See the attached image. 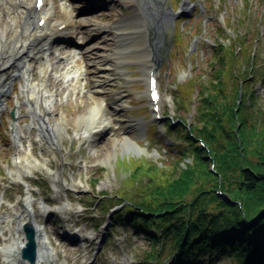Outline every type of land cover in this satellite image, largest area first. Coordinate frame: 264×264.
Segmentation results:
<instances>
[{"label": "rangeland", "instance_id": "rangeland-1", "mask_svg": "<svg viewBox=\"0 0 264 264\" xmlns=\"http://www.w3.org/2000/svg\"><path fill=\"white\" fill-rule=\"evenodd\" d=\"M54 1L57 19L65 20L64 0H47V3L50 5ZM87 1L76 0L72 6L84 10L89 5ZM107 1L92 2L96 6L80 17V21L88 17L93 20V24L102 26L113 19H119L121 15H129L128 9L123 5L116 4L114 10L110 11L106 6ZM184 1L187 2L188 8L183 7ZM137 2L140 3L139 0ZM4 3L0 0V26L5 25L7 13L14 20L12 11ZM163 4L166 9L172 10V14L168 22L162 23L163 42L158 56H153L157 60L152 66H155L154 74L157 76L160 94L158 107L162 118L158 122L152 121L144 94L146 90L144 73L137 52L139 48H144L142 42L134 43L130 50H125V54L128 55L124 60L109 62L110 79L101 80L105 84L101 89H96L95 85L90 84L94 98H104L108 104L110 109L108 119L112 122L109 132L98 139L84 138L83 130L74 132L71 125L61 120L59 116L55 118L53 114L49 118L50 122L56 120L61 127L59 142L52 144L41 141L37 126L33 124L31 110L21 93L23 81L20 78L15 79L9 70L1 71L7 66L0 67V88L9 89L0 99L5 104L3 106L5 108L0 109V264H28L21 262L13 252L7 253L11 257L5 260L2 250L12 239L24 237L22 232L16 233L17 218L20 216L25 218V223L33 217L42 233L50 239L58 264L170 263L174 250L169 242H166L162 254L155 260L146 259L147 253L153 247H150L142 235H135L133 230L118 220L122 207L115 205V199H111L109 203L112 205L111 208L105 202L107 209H102L103 195L111 196L116 193H122L125 197L139 195L138 188L141 186L137 187L134 184L131 187L130 184H126V178L134 165L128 169H121L123 163H120L128 162L129 157L143 159L145 163H153L167 170L172 167L174 149L171 145L178 146L183 141L176 130L164 132L162 124L171 120L175 128L178 118L188 124L192 122L196 113L197 82L207 81L214 69L211 48L214 39L221 34L220 30L224 29L227 36L222 35L219 40L227 45L230 44L229 36L235 37L236 46L239 44L238 41L248 39L252 49L250 52L255 53L258 58L257 77L250 81L254 90L259 93V102L264 107V0H163ZM140 6L141 11H144L145 6ZM145 20L148 19L145 17ZM170 22H175L182 39L179 45L177 42L172 43L174 26L170 25ZM150 23L152 25V22ZM133 26L134 23H130V26L124 28L130 32L133 31ZM88 28L90 35L93 28L92 26ZM151 35L152 32L149 39L152 42ZM237 35L240 37L236 38ZM10 36H14V30L10 31ZM115 36L117 35L113 29L107 31L103 37L108 40V45L98 43L97 47L106 53L104 51H109ZM80 42L85 44L82 49L78 47ZM95 42L90 41L89 36L78 34L76 46L57 45L51 55L43 56L49 63L54 64L48 91L53 97L51 103L58 104L59 112L66 111L67 114L86 112L89 100L84 103L85 100L76 99L75 93L68 97L70 90L67 89L65 80L61 82L68 65L72 62L60 60L72 57L76 53L89 54ZM10 45L11 43H8L7 47ZM231 47L235 48L233 45ZM154 49L156 48L152 49L153 52ZM100 50L91 57L102 54ZM46 60L37 58L29 62L31 85L40 84L41 70ZM100 60L101 58H96L93 62L96 64L101 62ZM148 68L146 64L145 70ZM93 73L92 68L87 71L88 79L92 81ZM96 90L101 92L97 95ZM114 92L122 96L123 105L114 101L112 97ZM17 99L22 105L18 110L19 118L13 121L9 111L15 109ZM40 110L42 112V108L38 106L37 113H40ZM131 122L141 124L135 128L129 126ZM149 125L153 129L149 133V140L146 141L144 132ZM30 126L35 129H31ZM13 128L18 134L15 145L11 140ZM127 137L145 151H126L124 145L118 142ZM29 149L33 158L28 159L35 162L25 163V167L20 166L19 162H23ZM20 157L22 159H19ZM191 160V157L185 159L186 162ZM96 179L94 185L93 181ZM137 183L145 188L148 178H139ZM26 209L31 212V217H25ZM187 263L192 264L190 260L184 264ZM194 264L240 263L230 255L218 258L204 255L197 257Z\"/></svg>", "mask_w": 264, "mask_h": 264}, {"label": "trees", "instance_id": "trees-1", "mask_svg": "<svg viewBox=\"0 0 264 264\" xmlns=\"http://www.w3.org/2000/svg\"><path fill=\"white\" fill-rule=\"evenodd\" d=\"M219 32L211 48L214 69L207 81L197 82L192 122L165 124L166 132L176 130L183 141L171 145L172 167L123 161L121 168L134 165L126 184L141 186L139 195H103L102 209L115 199L122 207L118 220L153 247L147 260L160 256L169 242L170 264H194L204 255H230L240 264L257 257L264 264V107L250 81L257 77L258 58L248 39L236 46L229 36L227 45L219 40L227 36L224 29ZM142 177L148 178L145 188L137 183Z\"/></svg>", "mask_w": 264, "mask_h": 264}, {"label": "bare ground", "instance_id": "bare-ground-1", "mask_svg": "<svg viewBox=\"0 0 264 264\" xmlns=\"http://www.w3.org/2000/svg\"><path fill=\"white\" fill-rule=\"evenodd\" d=\"M87 1V0H86ZM4 5H7L9 9L12 11L14 15V20L11 19L10 14L7 13V21L5 25L0 26V67L7 66L5 69L3 68L1 71L9 70L11 74L15 75V79L20 78L23 83L21 85V93L23 94L24 99L26 101H32L33 104H27V107L31 110L33 124L37 126V129L40 134V140L44 142H51L52 144H56L59 142V131L60 124H57V121L54 120L53 123L50 122V116L58 113L60 115L61 120L69 123L74 132H78L83 130L82 136L86 139H90L93 137H102L106 132L108 133L110 130V126L112 122L108 119L110 116V109L105 99H96L91 93L90 84L95 85L96 89H101L104 86V81H101L104 78L110 79V65L109 62L121 61L125 59V50H130V48L134 45V43L142 42L143 44L149 43L147 34V28L152 22V26H154L156 31V36H154V49L155 53L152 50L147 48H139L138 55L140 56V63L143 67L144 73V81L147 83L148 70H145V66L148 63L155 62L153 56L157 57L158 52H160V46L162 45V33L163 27L162 23L168 22L170 19V12L168 9L164 7L163 0H108L107 5L110 11L114 10L116 4L125 6L129 15H121L119 19H113L109 21L106 25H95L93 24V20L85 18L81 19L79 15L87 12H90L94 5L92 2L95 0H88V6L84 10H73L66 9V19L65 21L59 22L57 19V10H56V1L53 4L48 5L47 0H43L44 4L41 8L40 12H37L35 3L36 0H4ZM145 6L144 11H141V6ZM188 8V5H185ZM41 17L45 20V25L41 30L35 24V19ZM145 17L148 20H145ZM79 19V21H78ZM130 23H134L133 31L127 32L124 27L130 26ZM59 26H63L65 32H61ZM92 26V31H90V35L88 33V27ZM101 26V27H100ZM135 27H137L135 29ZM39 29V30H38ZM113 29L116 32L115 39L109 51L100 50L97 47L98 43L107 46L108 40L103 37L107 31ZM131 29V28H130ZM14 30V36H10V31ZM36 31V32H35ZM50 34L46 35L43 38L36 37V39L31 38V36L39 33ZM55 33V35H53ZM60 34V37L65 38L67 36H75V35H86L89 36L90 41L94 40L95 45L92 47V51L87 54L76 53L75 56L67 57V60H71V64L68 65L69 69L67 70V80L69 85H72L68 88L70 90L69 93H75L77 98L88 101V107L86 112L78 113V114H67L66 111H58V104L51 103L53 97L50 96L48 91V82L51 78L52 72L54 70V64L49 63L45 57L50 55V41L55 39V37ZM144 34V35H143ZM59 37V38H60ZM116 37H119L116 39ZM134 40V42L132 40ZM150 39V38H149ZM11 43L10 47H7V44ZM41 43H44L43 46L39 50L36 51L37 46ZM156 44H158L156 46ZM52 49V47H51ZM102 51V54H97V57H91V55H96L97 53ZM97 51V52H96ZM104 54V55H103ZM155 54V55H154ZM41 55V56H39ZM33 56V57H32ZM154 57V58H155ZM4 60H3V59ZM43 59L46 60V65L42 68L41 74L44 76L40 80V84L36 83L31 85L30 73L28 71L30 65L29 62L32 59ZM96 58H101V62H97L94 64V60ZM103 58V59H102ZM156 59V58H155ZM3 60V61H2ZM118 61V62H119ZM6 64V65H5ZM145 65V66H144ZM67 67V68H68ZM94 70L92 81L87 77V71ZM149 70H151L149 68ZM40 87V89H39ZM147 88V84H146ZM8 88H0V99L7 93ZM87 90V93L84 95V92ZM83 91V92H82ZM97 95L100 90H96ZM83 94V95H82ZM146 97H148V90L144 91ZM71 94L68 95L70 97ZM86 95L88 98H86ZM112 97L115 102L122 103V96L114 92ZM18 100V99H17ZM17 105H21L19 100L16 102ZM151 105V103L148 102ZM4 104H0V108ZM120 105V106H121ZM40 106L43 108L44 113H40L36 111L37 107ZM133 122V121H132ZM130 123L129 126L138 127L140 126V122ZM85 126V129L83 127ZM13 133V142L17 141L18 134L15 131ZM123 144L124 149L126 151L135 149L136 151L140 148L137 147L136 143L130 138H125L123 141H119L118 144ZM114 144V142H113ZM117 144V145H118ZM114 146V145H113ZM135 152V151H134ZM110 152V156H111ZM31 150L29 149L26 154V158L23 162H19L20 166L25 167L26 164H32L35 160H30L28 157H32ZM110 158V157H109ZM19 159H22L21 157ZM28 198L26 197V201L28 202ZM25 217H31V212L27 209L24 211ZM31 223L36 228L37 235V243H38V252L39 256L35 264H58L55 261L54 249L51 248V244L47 237L43 235L40 230V226L34 221L33 217H31ZM25 223V218L18 217L17 218V228L16 233H20V226ZM24 244L23 238L12 239L8 244L3 247L4 258L5 260L10 259V255L7 253H16L17 257L19 256V251ZM41 254L44 256L42 257Z\"/></svg>", "mask_w": 264, "mask_h": 264}, {"label": "water", "instance_id": "water-1", "mask_svg": "<svg viewBox=\"0 0 264 264\" xmlns=\"http://www.w3.org/2000/svg\"><path fill=\"white\" fill-rule=\"evenodd\" d=\"M24 228L28 243L26 244V247L22 249V257L25 259L27 258L30 263L33 264L35 255V242L32 236V229L29 225H26Z\"/></svg>", "mask_w": 264, "mask_h": 264}, {"label": "snow or ice", "instance_id": "snow-or-ice-1", "mask_svg": "<svg viewBox=\"0 0 264 264\" xmlns=\"http://www.w3.org/2000/svg\"><path fill=\"white\" fill-rule=\"evenodd\" d=\"M153 96H155V93H153Z\"/></svg>", "mask_w": 264, "mask_h": 264}]
</instances>
